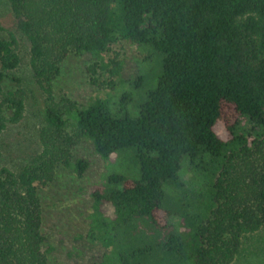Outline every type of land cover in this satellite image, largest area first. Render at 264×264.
Instances as JSON below:
<instances>
[{"label": "trees", "instance_id": "trees-1", "mask_svg": "<svg viewBox=\"0 0 264 264\" xmlns=\"http://www.w3.org/2000/svg\"><path fill=\"white\" fill-rule=\"evenodd\" d=\"M6 1L28 73L6 31L0 139L24 119L29 93L40 128L23 163L0 149V264H48L40 193L63 169L85 172L73 156L80 139L102 161L131 166L90 191L85 240L104 251L95 264H231L264 230V0ZM121 41L140 47L149 68L135 101L121 94L115 109L56 97L67 56L102 61ZM109 63L100 69L118 76L121 63Z\"/></svg>", "mask_w": 264, "mask_h": 264}, {"label": "rangeland", "instance_id": "rangeland-1", "mask_svg": "<svg viewBox=\"0 0 264 264\" xmlns=\"http://www.w3.org/2000/svg\"><path fill=\"white\" fill-rule=\"evenodd\" d=\"M15 25L7 1L0 0V36H5L6 31L17 36L22 59L19 72L25 76L28 73V44L16 32ZM144 57L140 47L127 41L111 46L102 56V61L98 62L88 55H69L62 63L60 76L55 83L56 97H67L82 106L98 98L106 99L115 109L121 94H128L130 99L135 101L139 89H134L133 84L138 83L140 74L149 70L143 63ZM112 60L121 63L118 76H111L108 70L100 69L102 63L109 65ZM92 65L95 67L96 84L91 82V75L87 70ZM8 87L10 84L7 81L2 83L3 89ZM29 97L24 119L0 139V149L5 155V160L16 166L23 163L31 151L37 149V133L40 128L37 116L39 102L33 93H29ZM127 109L129 114H134L133 104H127ZM73 156L86 162L85 172L78 174L73 170L63 169L56 177V182L40 193L44 210L43 232L48 264H95L100 260L104 251L85 240L91 203L90 191L108 170L124 171L127 168L130 172L131 166L123 158L115 157L107 162L102 161L86 139L79 140L73 149ZM231 264H264V230L243 241Z\"/></svg>", "mask_w": 264, "mask_h": 264}]
</instances>
